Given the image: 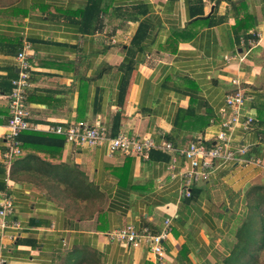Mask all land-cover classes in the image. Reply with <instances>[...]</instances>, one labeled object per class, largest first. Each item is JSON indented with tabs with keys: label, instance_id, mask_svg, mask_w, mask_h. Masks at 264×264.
<instances>
[{
	"label": "crops",
	"instance_id": "0c3cea01",
	"mask_svg": "<svg viewBox=\"0 0 264 264\" xmlns=\"http://www.w3.org/2000/svg\"><path fill=\"white\" fill-rule=\"evenodd\" d=\"M88 2L0 0V194L11 195L7 220L20 225L0 229V258L157 264L146 245L133 248L106 234L127 225L157 233L169 219L161 264H224L251 202L264 192L261 165L214 161L184 197L183 173L191 167L177 151L152 150L141 159L59 136V164L32 175L34 162L25 155L10 164L3 159L8 95L16 54L26 43L28 121L41 129L31 132L100 122L112 136L148 135L179 148L214 144L223 132L236 157L264 163V0H97L96 15L83 20L78 11ZM201 13L207 19L192 22ZM245 14L248 29L236 33V17ZM226 55L235 57L226 61ZM232 79L245 89L240 120L253 119L247 129L225 127ZM74 169L91 185L77 197L56 186L57 176Z\"/></svg>",
	"mask_w": 264,
	"mask_h": 264
},
{
	"label": "built area",
	"instance_id": "2783aa9c",
	"mask_svg": "<svg viewBox=\"0 0 264 264\" xmlns=\"http://www.w3.org/2000/svg\"><path fill=\"white\" fill-rule=\"evenodd\" d=\"M250 44L253 46L255 42H250ZM27 51L28 45L24 43L15 57L17 75L11 81L12 88L8 95L9 120L4 134L5 151L3 159L6 164H10L21 155V142L19 140L21 133L41 130L37 126L31 125L28 121L29 114L26 108V98L30 87L32 66L28 60ZM234 57V55H226L224 60L229 61ZM230 82L235 86V90L225 97V105L231 109L232 117L226 121L225 127L230 129L233 125L241 124L244 129H247L252 124L253 119L247 116L240 120L241 111L246 100L245 89L241 86L238 79H232ZM42 130L47 134L62 136L67 143L89 147L104 145L109 154L121 152L123 155L141 159H147L152 150H160L167 153L177 151L189 161L191 167L189 171L183 173L184 187L181 189V195L184 197H190V185L199 179L205 178L210 169L213 168L214 161L222 163L227 161L251 163L261 165L264 168V163L257 159L247 160L236 157L235 153L229 149L228 137L223 132L217 134L214 144L192 141L187 147L179 148L168 141L156 143L148 135L136 136L118 133L112 136L109 134L108 127L100 122H95L94 124L78 122L67 126L60 124L48 125ZM12 213L13 201L11 195L6 192L0 194V229L9 228L14 231L20 229L17 221L8 222L7 218ZM170 231V220L165 219L160 231L157 233H151L146 228L137 230L132 225H127L112 230L106 235L111 240L133 248L143 244L146 245L149 252L156 256L157 264H161L164 253L163 243L168 239ZM4 246L0 245L1 248ZM0 264H6L5 260L0 258Z\"/></svg>",
	"mask_w": 264,
	"mask_h": 264
},
{
	"label": "trees",
	"instance_id": "16d2710c",
	"mask_svg": "<svg viewBox=\"0 0 264 264\" xmlns=\"http://www.w3.org/2000/svg\"><path fill=\"white\" fill-rule=\"evenodd\" d=\"M12 1L10 0V3ZM96 3L97 0H89L85 9L78 11L81 19L84 20L87 16H92L93 12L96 15ZM241 5V2L236 4L239 8ZM199 16H194L195 19L192 22L207 19L201 17L202 13ZM249 19L250 16L246 14L242 17H236L234 31L238 33L243 28L247 30L246 23ZM19 140L21 142V154L25 155L28 161L31 159L34 162L33 166L28 168L29 174L40 175V173L48 172L49 168L55 165V162L59 164L60 151L63 145V139L59 136L26 131L20 134ZM57 177L60 182L56 186L63 187L67 193L73 194L74 197L80 196L84 190H91V185L84 175L75 169ZM37 186L43 188V185L38 184ZM251 203H253V208L250 209L237 229L236 243L224 264H264V192Z\"/></svg>",
	"mask_w": 264,
	"mask_h": 264
}]
</instances>
